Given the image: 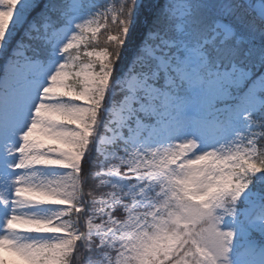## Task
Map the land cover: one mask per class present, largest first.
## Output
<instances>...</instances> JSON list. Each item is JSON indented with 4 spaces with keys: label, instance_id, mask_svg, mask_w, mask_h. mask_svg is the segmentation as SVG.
Here are the masks:
<instances>
[{
    "label": "snow or ice",
    "instance_id": "1",
    "mask_svg": "<svg viewBox=\"0 0 264 264\" xmlns=\"http://www.w3.org/2000/svg\"><path fill=\"white\" fill-rule=\"evenodd\" d=\"M0 264H264V0H0Z\"/></svg>",
    "mask_w": 264,
    "mask_h": 264
}]
</instances>
